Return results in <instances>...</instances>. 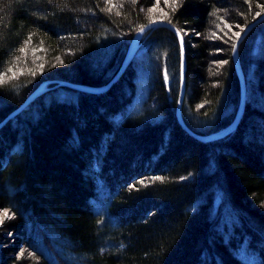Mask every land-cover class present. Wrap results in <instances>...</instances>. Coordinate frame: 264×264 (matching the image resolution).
<instances>
[{
	"label": "trees",
	"instance_id": "1",
	"mask_svg": "<svg viewBox=\"0 0 264 264\" xmlns=\"http://www.w3.org/2000/svg\"><path fill=\"white\" fill-rule=\"evenodd\" d=\"M263 12L264 0H0V121L45 80L107 84L154 20L178 29L186 61L185 127L181 46L163 26L106 90L49 87L0 127V264H264V20L238 47V125L194 136L234 119L232 45Z\"/></svg>",
	"mask_w": 264,
	"mask_h": 264
},
{
	"label": "water",
	"instance_id": "2",
	"mask_svg": "<svg viewBox=\"0 0 264 264\" xmlns=\"http://www.w3.org/2000/svg\"><path fill=\"white\" fill-rule=\"evenodd\" d=\"M264 20V12L261 13L255 20H253L252 22H250L248 25H246L243 30L241 31V33L239 34V36L236 39L235 42V49H233V60H234V64L239 76V80H240V86H241V95H240V103H239V107H238V111L234 117V119L231 121V123L229 125H227L225 128L210 133V134H206V135H198V134H194V136L201 140V141H210L213 139H217L222 137L223 135L229 133L230 131H232L239 123L243 111H244V106H245V99H246V85H245V79H244V75L239 63V58H238V47L240 42L242 41V39L256 26L258 25L261 21ZM155 22L151 21L148 24H146L144 30L141 32L140 30H138L135 35L133 36L130 45L128 47V50L126 52V55L124 57V60L116 74V76L107 84L105 85H100V86H89V85H84L81 83H75V82H71V81H66V80H58V79H54V80H45L42 83H40L36 89L34 91H32L27 97L26 99L16 108L14 109L12 112H10L3 120L0 121V127L3 126L9 119H11L12 117H14L16 114L20 113L22 110H24L26 108V106L32 102L37 96H39L40 94H42L44 91H46L49 87H56V86H67V87H71V88H75L84 92H90V93H100L104 90H106L107 88H109V86L112 84V82L123 72V70L126 68V66L128 65V63L130 62V60L132 59L135 51H136V46H135V42L148 30L153 29L155 27L158 26H163V27H167L169 29H171L176 36L178 37V40L180 42V46H181V63H180V91H179V97H178V101H177V106H176V117L178 120V123L182 126L185 127V124L183 122L182 119V115H181V106H182V102H183V98H184V92H185V71H186V61H185V53H184V43H183V37L181 35V33L178 31V29L172 25L171 23L164 21V20H154ZM49 84H53L51 86H48Z\"/></svg>",
	"mask_w": 264,
	"mask_h": 264
},
{
	"label": "snow or ice",
	"instance_id": "3",
	"mask_svg": "<svg viewBox=\"0 0 264 264\" xmlns=\"http://www.w3.org/2000/svg\"><path fill=\"white\" fill-rule=\"evenodd\" d=\"M135 2V0H133V3ZM111 9H109V11H110ZM257 15H259V13L257 14ZM153 22H155V21H153ZM146 26H144V25H142L141 27H140V31L142 32L143 30H144V28H145ZM217 27H219V25H217ZM225 27H228L229 28V30H230V26L229 25H227V24H225ZM212 35L213 36H215L216 35V33L215 32H213L212 33ZM236 36L238 37L239 36V33H236ZM30 39V38H29ZM232 47H233V49H235V47H236V45H235V43L232 45ZM21 51H24V49H21ZM41 67H42V65H41ZM12 69H11V67L9 68V71H11ZM6 76V74H0V83H5L6 82V80H5V77ZM12 79H14L15 77H11ZM199 107H203V105H200ZM7 212H5V217H7ZM3 222V220L2 219H0V223H2Z\"/></svg>",
	"mask_w": 264,
	"mask_h": 264
},
{
	"label": "rangeland",
	"instance_id": "4",
	"mask_svg": "<svg viewBox=\"0 0 264 264\" xmlns=\"http://www.w3.org/2000/svg\"><path fill=\"white\" fill-rule=\"evenodd\" d=\"M157 6H158V4H157ZM155 13H157V11ZM5 212H7V214H8L7 217H5ZM10 216H11V214L8 212V210L0 209V219L6 220ZM0 224H2V223H0ZM8 235H11L9 238V241H8L11 244H13L16 239H21L20 235H18L16 232L13 234H8Z\"/></svg>",
	"mask_w": 264,
	"mask_h": 264
}]
</instances>
